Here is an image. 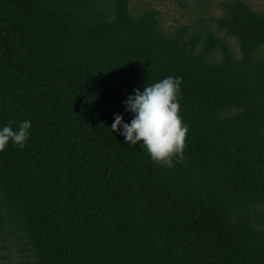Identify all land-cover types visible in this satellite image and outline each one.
I'll list each match as a JSON object with an SVG mask.
<instances>
[{"label":"trees","instance_id":"obj_1","mask_svg":"<svg viewBox=\"0 0 264 264\" xmlns=\"http://www.w3.org/2000/svg\"><path fill=\"white\" fill-rule=\"evenodd\" d=\"M219 4L209 19L238 51L202 12L165 29L130 0H0V123L31 121L23 148L0 150V249L21 264H264V12ZM166 75L188 125L171 167L110 129Z\"/></svg>","mask_w":264,"mask_h":264},{"label":"clouds","instance_id":"obj_2","mask_svg":"<svg viewBox=\"0 0 264 264\" xmlns=\"http://www.w3.org/2000/svg\"><path fill=\"white\" fill-rule=\"evenodd\" d=\"M180 78L166 75L143 88L135 87L123 100L130 119L123 113H113L111 130L119 132L128 144H139L146 149L150 159L162 166H173V158H183L185 136L188 129L179 112ZM28 118L0 123V150L11 141L23 148L30 135Z\"/></svg>","mask_w":264,"mask_h":264},{"label":"rangeland","instance_id":"obj_3","mask_svg":"<svg viewBox=\"0 0 264 264\" xmlns=\"http://www.w3.org/2000/svg\"><path fill=\"white\" fill-rule=\"evenodd\" d=\"M130 0V10L133 13L141 11L144 7H154L159 13L162 21V26L167 29L169 25L175 26L178 23H192L195 19H198L199 14L202 12V16L206 18L204 21L212 30L219 32L220 37L224 38L226 42L233 48L234 51H238L235 39L229 35H226L223 31L215 30V25L210 16H221L220 2L226 0ZM250 6V8L257 12H264V0H244ZM176 19L177 22H176ZM199 28H202L199 26ZM264 51V48L262 49ZM27 254L24 251H20L19 247L12 245L9 250L0 249V264H21L26 259L23 257Z\"/></svg>","mask_w":264,"mask_h":264}]
</instances>
